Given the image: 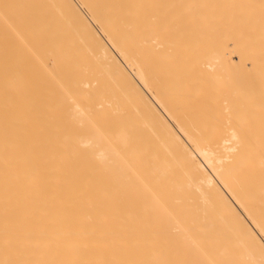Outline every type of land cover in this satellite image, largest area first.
I'll return each mask as SVG.
<instances>
[{
  "label": "bare ground",
  "instance_id": "obj_1",
  "mask_svg": "<svg viewBox=\"0 0 264 264\" xmlns=\"http://www.w3.org/2000/svg\"><path fill=\"white\" fill-rule=\"evenodd\" d=\"M0 264H264V0H0Z\"/></svg>",
  "mask_w": 264,
  "mask_h": 264
},
{
  "label": "rangeland",
  "instance_id": "obj_2",
  "mask_svg": "<svg viewBox=\"0 0 264 264\" xmlns=\"http://www.w3.org/2000/svg\"><path fill=\"white\" fill-rule=\"evenodd\" d=\"M235 58H236L237 60L239 59L237 55H235Z\"/></svg>",
  "mask_w": 264,
  "mask_h": 264
}]
</instances>
